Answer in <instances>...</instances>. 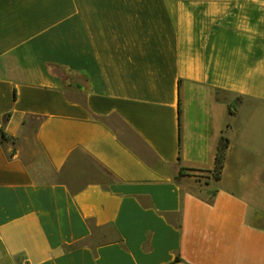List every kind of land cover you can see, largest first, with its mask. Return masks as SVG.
I'll use <instances>...</instances> for the list:
<instances>
[{
  "label": "crops",
  "instance_id": "0c3cea01",
  "mask_svg": "<svg viewBox=\"0 0 264 264\" xmlns=\"http://www.w3.org/2000/svg\"><path fill=\"white\" fill-rule=\"evenodd\" d=\"M0 264H264V0H0Z\"/></svg>",
  "mask_w": 264,
  "mask_h": 264
},
{
  "label": "trees",
  "instance_id": "16d2710c",
  "mask_svg": "<svg viewBox=\"0 0 264 264\" xmlns=\"http://www.w3.org/2000/svg\"><path fill=\"white\" fill-rule=\"evenodd\" d=\"M1 135H2V139L6 140L9 138V136L4 132L3 129H1ZM229 145V140L226 138H222L219 148H218V153H217V158H216V176L217 178H220V174L221 171L223 169L224 166V162H225V157H226V149Z\"/></svg>",
  "mask_w": 264,
  "mask_h": 264
}]
</instances>
